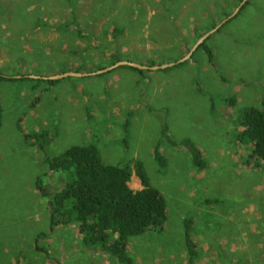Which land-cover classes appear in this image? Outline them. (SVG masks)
<instances>
[{
  "label": "rangeland",
  "instance_id": "obj_1",
  "mask_svg": "<svg viewBox=\"0 0 264 264\" xmlns=\"http://www.w3.org/2000/svg\"><path fill=\"white\" fill-rule=\"evenodd\" d=\"M72 1L0 0V71L28 77L0 81V264H119L86 247L76 224L51 229L36 188L38 178L50 192L66 179L48 169L46 155L91 143L107 164L142 162L166 198L163 229L129 240L135 264H189L186 218L199 251L195 264H264V159L236 138L237 117L264 99V0H247L231 18L242 1ZM218 25L207 38L212 63L197 48L163 69L98 73L116 59L177 62ZM65 72L79 74L44 81ZM161 108L169 109L171 138H191L205 169L162 137L154 114ZM43 129L57 134L40 150L25 135ZM160 141L163 172L154 159ZM129 186L143 188L135 172Z\"/></svg>",
  "mask_w": 264,
  "mask_h": 264
},
{
  "label": "trees",
  "instance_id": "obj_2",
  "mask_svg": "<svg viewBox=\"0 0 264 264\" xmlns=\"http://www.w3.org/2000/svg\"><path fill=\"white\" fill-rule=\"evenodd\" d=\"M242 0H238L240 3ZM239 5V4H238ZM213 27H209L211 29ZM118 33V31H116ZM203 48L209 63L213 62L214 51L207 39L199 45ZM142 72V68L123 65ZM26 75H9L0 71V81H16L27 79ZM44 77H39L42 80ZM52 85L57 80L44 78ZM234 105L235 98L229 99ZM3 106L0 101V130L2 128ZM167 108L155 110L161 135L165 141L176 147L184 146L191 156L193 165L199 169L208 166L202 150L191 139L173 140L167 120ZM124 125V147L127 146L129 117ZM237 140L244 145H251V156L264 159V99L260 106L245 108L237 117ZM57 133L46 129L26 134L25 140L44 150L50 145ZM154 159L158 170L163 172L167 167V159L161 151V141L154 149ZM44 160L50 171L66 174L62 188L47 191L42 187L43 180L37 179L36 188L46 198L50 227L76 224L83 243L92 250L104 251L117 259L119 264H135L128 252L131 237L146 233L152 228L163 229L167 221V201L164 194L150 182L147 171L140 161L132 164L118 165L105 163L95 143L72 145L54 156L46 155ZM135 172L140 178L143 188L132 189L129 186L131 176ZM192 219L183 222V233L188 254V263L195 264L199 251L192 239ZM38 250H42L38 247Z\"/></svg>",
  "mask_w": 264,
  "mask_h": 264
},
{
  "label": "water",
  "instance_id": "obj_3",
  "mask_svg": "<svg viewBox=\"0 0 264 264\" xmlns=\"http://www.w3.org/2000/svg\"><path fill=\"white\" fill-rule=\"evenodd\" d=\"M246 1L247 0H242V2L237 7L236 11L229 18H231L232 16H234L242 8V6L245 4ZM218 28H219V25L216 26L213 30H211L207 34H205L204 36L200 37L199 40L197 41V43L195 44V46L193 47V49L190 51V53L188 55L184 56L179 61H177L175 63L172 62V63H167V64H164V65L155 66V67L156 68H159V67L166 68V67H169V66H173L176 63L184 62L185 60H187L193 54V52L199 47V45L201 43H203L209 37V35L211 33H213L214 31H216ZM120 65H130V66H135V67H138V68H147L148 67V66H145L143 64L136 63V62L129 61V60L119 61L115 65H113L112 67H116V66H120ZM112 67L105 68V69L99 71V73L100 72H103V71H107V70H109ZM73 74H77L78 75L79 73H75V72H65V73H62V74H58V75H54V76H49V77H45V78L58 79V78H63V77H66V76H69V75H73Z\"/></svg>",
  "mask_w": 264,
  "mask_h": 264
},
{
  "label": "crops",
  "instance_id": "obj_4",
  "mask_svg": "<svg viewBox=\"0 0 264 264\" xmlns=\"http://www.w3.org/2000/svg\"><path fill=\"white\" fill-rule=\"evenodd\" d=\"M72 1V0H71ZM73 2V1H72ZM24 19V18H23ZM182 59V58H181ZM124 60H129V61H131L130 59H119V60H114V62L112 63V65H115L117 62H119V61H124ZM133 62H136V63H140V64H143V65H145V66H148L147 68H142L143 69V71H145L146 69H160V68H162V67H159V68H156L155 66H160V65H155V66H150V65H148V64H146V63H144L143 61H138V60H132ZM175 63V62H174ZM112 65L111 66H106V67H103V69H105V68H108V67H112ZM114 68H122V69H131V68H129V67H123V65H120V66H116V67H112V68H110L109 70H107V71H103V72H100V73H104V72H108V71H110V70H112V69H114ZM103 69H101V70H103ZM163 69V68H162ZM134 70V69H133ZM135 71H137V70H135ZM142 71V72H143ZM139 72V71H138ZM99 73V72H98ZM97 73V74H98ZM57 75V74H56ZM73 75H77V74H73ZM52 76H54V75H52ZM69 76H71V75H69ZM168 109V108H167ZM169 110V109H168Z\"/></svg>",
  "mask_w": 264,
  "mask_h": 264
}]
</instances>
